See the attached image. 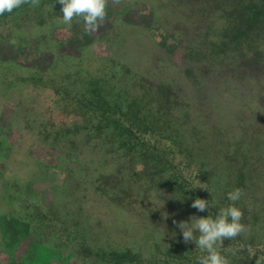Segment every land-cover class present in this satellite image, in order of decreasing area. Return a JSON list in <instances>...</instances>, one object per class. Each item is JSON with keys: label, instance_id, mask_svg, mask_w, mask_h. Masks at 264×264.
<instances>
[{"label": "rangeland", "instance_id": "1", "mask_svg": "<svg viewBox=\"0 0 264 264\" xmlns=\"http://www.w3.org/2000/svg\"><path fill=\"white\" fill-rule=\"evenodd\" d=\"M61 7L40 0L0 15V264H175L181 255L163 249L174 242L162 240L158 213L182 207L159 152L150 158L140 144L157 138L139 132L140 122L161 129L170 159L164 144L174 145L173 132L185 145L208 134L204 123L220 136L251 133L260 110L251 92L264 93V79L244 74L252 91L240 95L239 110L215 107L214 81L199 73L215 75L210 63L230 58L235 42L227 44L233 24L211 0H109L91 34L80 18L63 24ZM251 23L249 44L264 37V22ZM162 88L171 100L158 113ZM252 181L264 191L255 174ZM258 230L250 259L264 264Z\"/></svg>", "mask_w": 264, "mask_h": 264}, {"label": "trees", "instance_id": "2", "mask_svg": "<svg viewBox=\"0 0 264 264\" xmlns=\"http://www.w3.org/2000/svg\"><path fill=\"white\" fill-rule=\"evenodd\" d=\"M211 2L215 7L213 9H217L223 17L227 18L228 22L233 24V27L229 29L233 36L228 39L227 44L230 45L234 42L235 44L232 51L228 52L231 59L227 57L217 64L210 63L212 65L210 68L213 69L215 75L200 72L198 78L202 83L207 78L214 81L211 85L213 89L218 91L219 95L218 101L214 103L216 108L221 104H226L231 106V109L239 110L242 104L239 101L240 95L249 94L252 91V89L248 91L242 85L244 79H248L244 74L248 77L264 79V37L253 35L251 44L248 43V38H244V34L246 30L249 31L248 27L252 21L264 22V0L253 1V5L250 7L252 9H249L247 13L244 7L245 5L249 6V3H246V0H211ZM258 26L259 24L256 23L254 28ZM241 27L244 30H241ZM227 34L229 33L227 32ZM255 40L257 43L253 45ZM178 43L181 44V41ZM226 52L223 51L218 54L228 56ZM191 53L190 50L189 55ZM190 59L193 60V58ZM172 80L176 82L178 80L177 75H174ZM207 92L209 94L207 96H211L214 102V90L209 92L208 88ZM251 93L253 94V102L259 103L260 109L254 117L251 133H243L242 131L233 133L224 130L220 136L219 130L214 127L210 129V126L204 123L202 126L208 129V134L202 138H195V141L190 145H185L181 135L173 132L170 135V140L174 142V145L172 143L164 144V148L168 149L169 154L172 155L171 159L164 154L162 155V150L159 148L163 135L161 129L158 127H156L157 129L155 127L146 128L148 123L144 120L140 122L142 131L139 132L143 134L151 131L153 132L152 135L157 136L153 143L148 139H145V142L141 139L140 144L146 149L150 158L159 152L160 157H158L157 163L165 162L166 170L172 174L171 178L175 180L174 185L177 187L178 203L182 207L176 215L166 210L167 208L161 210L160 214L158 213L160 219L157 225L161 227L162 240L167 243L168 241L174 242L172 246L164 244L163 249L166 252L173 251L175 255H181L175 264H198V257L206 255V253H201L195 242L185 244L181 230L173 221H185L186 214L190 211L189 217L195 216V214L201 217V212L191 207L196 198L208 201L210 204L209 213L215 218L220 209L233 203L228 200L227 193L237 188L242 190L243 195L240 200L235 202V206L243 211L244 218L241 222L246 225L247 233L252 235L250 234L248 243H241V245L240 239L245 235L243 233L233 240L225 239L220 251L226 258L237 257L239 260L236 264L255 263L250 259L248 248H252L256 244L254 243L256 240L254 238L256 231L254 230L258 229L254 228V224L259 228L260 235L264 236V210L259 209L264 207V191L255 188L252 181V176L255 174L257 179H261L260 185L264 183V93L257 90ZM156 94L160 103L157 112L160 113V109H164L171 100V95L170 91H165V88H162L161 91L158 90ZM172 99L177 100V97L174 95ZM153 100L150 98L148 102ZM165 113H168V110H165ZM223 115L226 113L223 112L222 117ZM174 147L176 148L174 149ZM185 170H190L189 174H186ZM192 171H194L193 175ZM247 177L250 179L249 182H246ZM198 180L205 184L204 191H198V184L196 183ZM189 206L191 210H188ZM155 227L159 228L156 224ZM176 229L178 230L176 231ZM174 237L177 243L173 240ZM259 242L264 243V238H259ZM242 258H245L244 262Z\"/></svg>", "mask_w": 264, "mask_h": 264}, {"label": "clouds", "instance_id": "3", "mask_svg": "<svg viewBox=\"0 0 264 264\" xmlns=\"http://www.w3.org/2000/svg\"><path fill=\"white\" fill-rule=\"evenodd\" d=\"M111 2L116 4L119 0H111ZM58 3L62 6L63 24L70 26L75 18H80L84 24V31L91 34L96 32L105 21L109 0H58ZM25 4L37 7L40 0H0V15L11 13ZM242 195V190L239 188L228 192L227 198L233 203L220 209L215 218L211 215L191 216L189 221H173L181 230L185 244L195 242L201 253H206L198 257V264H230L221 254L220 249L225 239L233 240L247 231L246 225L241 222L244 213L235 206V202L240 200ZM208 206V201L200 198H196L191 204V207L200 212L205 211ZM248 252L251 256L255 255L251 247L248 248Z\"/></svg>", "mask_w": 264, "mask_h": 264}]
</instances>
